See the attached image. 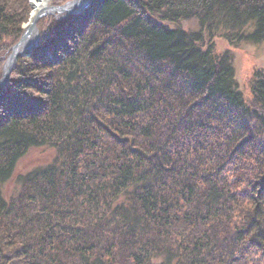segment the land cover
<instances>
[{
    "label": "trees",
    "instance_id": "16d2710c",
    "mask_svg": "<svg viewBox=\"0 0 264 264\" xmlns=\"http://www.w3.org/2000/svg\"><path fill=\"white\" fill-rule=\"evenodd\" d=\"M29 12L0 0V41ZM217 37L264 43V0H91L50 20L0 87V264H264V72L246 103ZM32 148L54 155L7 200ZM84 198L105 212L73 238L51 215Z\"/></svg>",
    "mask_w": 264,
    "mask_h": 264
},
{
    "label": "rangeland",
    "instance_id": "374dc122",
    "mask_svg": "<svg viewBox=\"0 0 264 264\" xmlns=\"http://www.w3.org/2000/svg\"><path fill=\"white\" fill-rule=\"evenodd\" d=\"M70 1L73 0H51V3L47 6V8L43 9L42 11L50 8H58L64 6L67 2ZM31 3L32 0H29L30 12L28 15V21L21 26V31L18 32V35L13 36L12 34H9L6 37L4 36L0 41V80L2 79L4 65L8 61L9 56L12 54L13 47L18 43L24 32V29L26 28V26H28L30 22ZM81 11L83 10H75L72 12L63 11L62 13L54 12L50 14L45 13L36 23L38 35L37 44L40 40V35H42V31H46L51 19L56 22H59L65 18L78 15ZM166 25L171 27H178L184 30H188L190 28L196 30V25L193 21H179L174 24L167 22ZM33 39L34 38L31 37V40ZM37 44L33 45L31 49ZM212 47L216 55L221 56L223 54H227L229 58L232 59L236 72V79L239 84V89L244 97L245 102L248 103L251 99V90L255 81L254 76L256 72H264V43L259 45H252L247 42H241L237 46H231L227 43L226 40L222 39V37H217L213 39ZM30 50L26 51L24 55L18 57L13 70L9 74V78L18 67V60H22L23 58H25L27 52H29ZM94 75L99 81V84L103 82L101 80V76L96 73ZM91 78V76L88 77V79ZM5 85L6 84H4V86ZM53 155L54 152L50 151L47 148L30 149L17 163L12 178L3 185L2 193L5 198L7 200H10L11 197H14L16 195L18 196L20 190L19 183L17 182L18 177L26 174L27 172L31 171L32 169L38 166H42L45 164L47 165L51 161ZM66 164H69V162H67ZM102 200L103 198H98L97 202L95 203L94 199L89 198L87 201L86 198H84V200L72 201L70 204L61 203L58 207H55V210L53 211V214L55 215H51V218H54L55 220H57V222L62 225H68V228H72V232L75 235L73 238H75L76 234L77 236L81 234V232L76 233V229L78 227L84 228L85 223L94 224L96 221L95 215L99 217L104 214L105 207L103 206L104 203ZM244 205L246 206V203H244ZM66 213L68 214V218L66 220L61 219V217L65 216ZM45 218L46 216L43 215L42 220H45ZM44 222L46 224V220Z\"/></svg>",
    "mask_w": 264,
    "mask_h": 264
},
{
    "label": "water",
    "instance_id": "95a60500",
    "mask_svg": "<svg viewBox=\"0 0 264 264\" xmlns=\"http://www.w3.org/2000/svg\"><path fill=\"white\" fill-rule=\"evenodd\" d=\"M90 4V0H73L67 2L64 6L58 8H50L44 11L39 12L33 18L30 16V22L28 24V28L24 29V32L18 41V43L13 47L12 54L9 56L8 61L4 65L2 79L0 80V87L6 84L10 72L13 70L15 63L19 56L24 55V53L31 49V47L37 44L38 35L36 29V23L45 13H62L63 11L72 12L75 10H84ZM33 37L34 39L29 41V39ZM28 43V44H27Z\"/></svg>",
    "mask_w": 264,
    "mask_h": 264
},
{
    "label": "bare ground",
    "instance_id": "6f19581e",
    "mask_svg": "<svg viewBox=\"0 0 264 264\" xmlns=\"http://www.w3.org/2000/svg\"><path fill=\"white\" fill-rule=\"evenodd\" d=\"M50 3H51V0H32V3H31V16H32V18L36 14L41 12L43 9L47 8V6ZM26 28H28V27L26 26ZM29 41L32 42L31 38L29 39Z\"/></svg>",
    "mask_w": 264,
    "mask_h": 264
}]
</instances>
